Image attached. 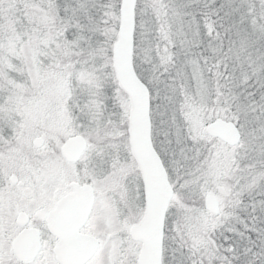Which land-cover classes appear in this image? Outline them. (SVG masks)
Segmentation results:
<instances>
[{"label":"snow or ice","instance_id":"6c2138e0","mask_svg":"<svg viewBox=\"0 0 264 264\" xmlns=\"http://www.w3.org/2000/svg\"><path fill=\"white\" fill-rule=\"evenodd\" d=\"M0 264H264V0H0Z\"/></svg>","mask_w":264,"mask_h":264}]
</instances>
